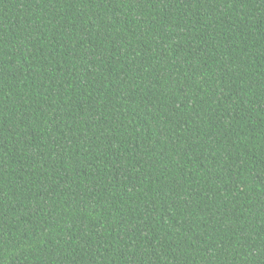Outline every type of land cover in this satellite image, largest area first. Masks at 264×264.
<instances>
[{
	"label": "trees",
	"instance_id": "16d2710c",
	"mask_svg": "<svg viewBox=\"0 0 264 264\" xmlns=\"http://www.w3.org/2000/svg\"><path fill=\"white\" fill-rule=\"evenodd\" d=\"M0 264H264V0H0Z\"/></svg>",
	"mask_w": 264,
	"mask_h": 264
}]
</instances>
